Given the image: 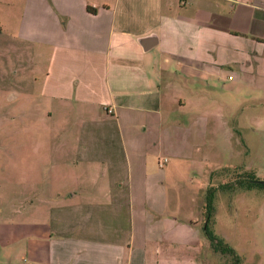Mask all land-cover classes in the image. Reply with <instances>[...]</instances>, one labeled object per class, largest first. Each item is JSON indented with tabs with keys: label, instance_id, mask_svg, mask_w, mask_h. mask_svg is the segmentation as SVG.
I'll use <instances>...</instances> for the list:
<instances>
[{
	"label": "crops",
	"instance_id": "crops-1",
	"mask_svg": "<svg viewBox=\"0 0 264 264\" xmlns=\"http://www.w3.org/2000/svg\"><path fill=\"white\" fill-rule=\"evenodd\" d=\"M21 4V36L48 49L39 96L79 118L74 161L85 168L81 176H91L92 190L76 196L65 152L48 161L55 185L47 197L36 207L24 203L18 221L10 212L0 218V263L199 264L198 247L212 249L204 222L165 216L155 156L191 161L203 151L198 136L215 122L202 107L205 80L214 86L222 78L229 93L231 82L239 88L248 79L264 87V69L253 58H263L264 35L252 32L255 17L264 21V0ZM150 36L145 49L141 40ZM212 178H197L198 198Z\"/></svg>",
	"mask_w": 264,
	"mask_h": 264
},
{
	"label": "rangeland",
	"instance_id": "rangeland-1",
	"mask_svg": "<svg viewBox=\"0 0 264 264\" xmlns=\"http://www.w3.org/2000/svg\"><path fill=\"white\" fill-rule=\"evenodd\" d=\"M22 1L0 0V218L10 212L13 221H18L16 216L24 203L28 208L36 207L40 197H47L55 185L49 181L52 177L47 162L63 158V152L66 161L74 162V174L71 166L70 174L74 175L76 196L92 190L91 176H81L85 168L74 161L79 118L58 112L55 103L39 96L42 62L48 49L21 36L26 8ZM252 32L264 35V21L255 17ZM262 54L263 58H253L264 69ZM201 89L205 96L202 107L214 113L215 121L207 133L198 136L203 151L194 153L191 161L155 156L154 171L164 176L158 183L167 200L165 216L188 220L197 216L205 224L199 211L200 201L205 204V198H198L193 186L197 178L200 182L207 173L213 174L210 185L215 187L214 211L209 229L222 245L235 251L240 264H264V189L231 191L220 187L246 172L264 177V106L258 103L264 99V87L248 79L239 88L231 82L229 93L228 82L220 78L214 86L205 80ZM223 116L231 126L230 133L222 125ZM164 158L168 161L159 167L158 162ZM181 177L188 181L177 180ZM195 257L199 264L232 262L231 254L202 247H198ZM16 264H23L20 258H16Z\"/></svg>",
	"mask_w": 264,
	"mask_h": 264
},
{
	"label": "trees",
	"instance_id": "trees-1",
	"mask_svg": "<svg viewBox=\"0 0 264 264\" xmlns=\"http://www.w3.org/2000/svg\"><path fill=\"white\" fill-rule=\"evenodd\" d=\"M88 10L93 11L94 8L91 6L87 7ZM221 188H226L227 190L233 191L236 188H241V189H264V179L261 180L258 177L255 176L254 173L252 172H246L245 174H239L233 181L227 182L222 184L220 186ZM214 189L215 187L210 186L205 195V224H204V233L207 236L210 246L214 251H220L221 253H228L229 255L231 254L232 257V262L231 264H240L241 259L238 255H236L235 251L232 248H229L226 245H222L217 238L213 235L211 230L209 229V223L212 219V213L214 211V206H213V194H214Z\"/></svg>",
	"mask_w": 264,
	"mask_h": 264
},
{
	"label": "water",
	"instance_id": "water-1",
	"mask_svg": "<svg viewBox=\"0 0 264 264\" xmlns=\"http://www.w3.org/2000/svg\"><path fill=\"white\" fill-rule=\"evenodd\" d=\"M154 40H155V37L154 36L146 37V38H143L141 40V44H142L143 48L146 49V46H147L146 44L149 43V42H152Z\"/></svg>",
	"mask_w": 264,
	"mask_h": 264
},
{
	"label": "built area",
	"instance_id": "built-area-1",
	"mask_svg": "<svg viewBox=\"0 0 264 264\" xmlns=\"http://www.w3.org/2000/svg\"><path fill=\"white\" fill-rule=\"evenodd\" d=\"M232 78V76H229V79H231ZM109 111H111V110H109ZM159 165L161 166V164L159 163Z\"/></svg>",
	"mask_w": 264,
	"mask_h": 264
}]
</instances>
